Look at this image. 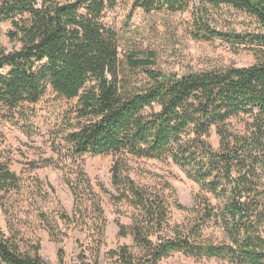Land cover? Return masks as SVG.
Wrapping results in <instances>:
<instances>
[{"label": "trees", "instance_id": "1", "mask_svg": "<svg viewBox=\"0 0 264 264\" xmlns=\"http://www.w3.org/2000/svg\"><path fill=\"white\" fill-rule=\"evenodd\" d=\"M117 1L0 0V23L10 22L7 36L20 44L9 53L0 50V117L4 113L27 123L24 105H36L49 89L77 100L62 119L65 149L55 143L52 148L74 197L73 220L93 221L97 240L91 264H98L105 219L90 179L76 162L84 155L114 157L115 199L133 210L128 227L117 222L118 236H130L135 249L119 247L113 255L120 264H159L174 253L226 264H264V62L177 74L156 69L153 52H130L124 68L117 35L101 19ZM193 1L134 0L132 9L185 12ZM198 4L197 18L204 26L218 24L215 17L225 8L245 14L264 30V0ZM216 27L208 33L222 36ZM241 117L243 132L237 133L231 122ZM212 131L219 139L217 150L209 141ZM129 158L170 160L198 185L190 209L174 200L177 209L188 212L181 224L171 222L165 194L173 192L171 185L140 187L125 173ZM28 167L39 166L30 162ZM19 188L20 178L0 164V193ZM38 217L55 237L46 215ZM12 219L9 215L11 226ZM39 250L36 244L33 256L21 253L0 229V264H44ZM59 257L62 261L63 252ZM85 258L83 252L84 264Z\"/></svg>", "mask_w": 264, "mask_h": 264}, {"label": "rangeland", "instance_id": "2", "mask_svg": "<svg viewBox=\"0 0 264 264\" xmlns=\"http://www.w3.org/2000/svg\"><path fill=\"white\" fill-rule=\"evenodd\" d=\"M133 1L118 0L116 6L105 10L101 18L102 23L117 35L119 61L124 68L126 55L130 52H153L156 69L177 74L227 67L246 68L264 62V30L243 13L232 14L223 8L215 17L218 24H214L223 35L214 37L208 33L214 25L204 26L198 21L199 0H194L185 12L176 13L133 10ZM10 29V22L0 23V50L8 53L20 47V44L9 40L7 34ZM76 103L77 100H67L49 89L36 105H24L23 110L29 116L27 123L4 113L0 117V164L21 180L18 190L9 195L0 193V229L23 254L33 256L34 247L38 244V255L44 264H84L80 260L83 252L85 264H91L90 256L96 246L97 235L91 226L93 221L88 220L84 225L82 221L73 220L74 197L62 171L57 168V155L52 148L55 143L65 149L60 133L65 126L62 119ZM242 120L243 117L232 120V130L242 133ZM209 141L217 150L219 139L214 131ZM43 160H50L51 164L44 166ZM30 162L39 167L30 171ZM76 162L82 165L90 179L105 219L98 264H120L113 255L117 249L121 246H127L133 252L135 249L130 236H118L117 222L128 227L133 210L125 202L115 199L118 194L111 184L110 171L114 157L84 155ZM127 166L125 173L140 187L160 190L168 182L173 189V192L165 191L171 222L181 224L187 218L188 212L177 209L173 205L174 200L184 209H190L199 187L183 170L170 160L129 158ZM1 200L8 203L3 207ZM5 208L9 210L8 217L4 213ZM39 213L45 214L51 222L55 237L49 236ZM9 215L14 218L13 226ZM65 217L70 221H65ZM210 232L207 231L208 234ZM60 252L64 255L62 261ZM159 264L226 263L216 259L197 260L174 253Z\"/></svg>", "mask_w": 264, "mask_h": 264}]
</instances>
